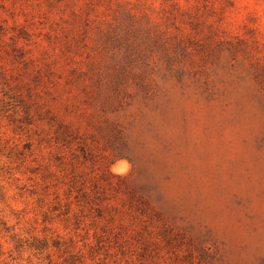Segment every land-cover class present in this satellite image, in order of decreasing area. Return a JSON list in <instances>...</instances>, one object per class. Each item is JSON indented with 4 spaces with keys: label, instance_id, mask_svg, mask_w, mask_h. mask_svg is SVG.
<instances>
[{
    "label": "rangeland",
    "instance_id": "1",
    "mask_svg": "<svg viewBox=\"0 0 264 264\" xmlns=\"http://www.w3.org/2000/svg\"><path fill=\"white\" fill-rule=\"evenodd\" d=\"M0 264H264V0H0Z\"/></svg>",
    "mask_w": 264,
    "mask_h": 264
}]
</instances>
